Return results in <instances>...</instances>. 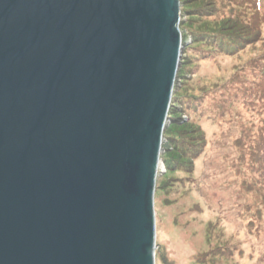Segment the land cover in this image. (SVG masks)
<instances>
[{
  "label": "water",
  "instance_id": "obj_1",
  "mask_svg": "<svg viewBox=\"0 0 264 264\" xmlns=\"http://www.w3.org/2000/svg\"><path fill=\"white\" fill-rule=\"evenodd\" d=\"M176 0H0V264H155Z\"/></svg>",
  "mask_w": 264,
  "mask_h": 264
},
{
  "label": "rangeland",
  "instance_id": "obj_2",
  "mask_svg": "<svg viewBox=\"0 0 264 264\" xmlns=\"http://www.w3.org/2000/svg\"><path fill=\"white\" fill-rule=\"evenodd\" d=\"M176 2L182 61L180 59L170 108L175 94L178 102L199 97L200 88L213 83L215 67L219 73L220 69H225L227 78L232 71L226 67H237L231 59L203 58V53L212 51L211 48L190 35L199 26L193 21L198 17L196 6L200 1ZM262 28L264 32V23ZM184 35L189 38L185 48ZM256 47L255 53L247 55L255 58L246 59L264 65V40ZM218 62L219 67L216 66ZM178 74L181 75L179 79ZM242 77L244 81L240 80ZM260 79L259 70L248 69L246 75L239 73L238 80L228 81L229 85L223 90L210 92L204 98L202 114L194 117L188 110L183 114L177 112L178 118L195 119L206 131L207 147L195 162V173L191 175L180 170L167 171L163 160L165 151L162 148L167 144L165 134L175 130L168 120L169 108L161 139L162 168L158 170L153 193L155 264H200L199 255L207 264H264V203L261 194L247 191V185L253 188L258 183L264 194L261 172H256L257 167H252L249 158L250 146L255 144L260 132L264 135V96L260 92L264 90V82ZM224 103L232 107L222 118L217 108L219 105L223 108ZM210 253L214 255L205 258L204 254ZM220 256L231 261H224Z\"/></svg>",
  "mask_w": 264,
  "mask_h": 264
},
{
  "label": "trees",
  "instance_id": "obj_3",
  "mask_svg": "<svg viewBox=\"0 0 264 264\" xmlns=\"http://www.w3.org/2000/svg\"><path fill=\"white\" fill-rule=\"evenodd\" d=\"M197 7L198 17L196 18L195 24H199L198 28L191 32L190 35H194L193 40L201 41L208 45L212 51L204 52L203 58L211 59L214 61H220L223 59H231L235 61V66H228L226 69L232 71L230 77H226L225 69H219L215 66L216 70L212 75L214 76L213 83L207 86L204 85L199 90V97L192 96L189 101L178 102V98L175 94L172 105L169 111L168 120L174 125L175 130L167 131L165 139L167 144L163 146L165 155L163 160L167 171H182L191 175L195 173V162L200 156H202L207 147V136L206 131L203 130L202 126L195 119L192 121H186L185 118L177 117V112L187 113V110L196 117L201 113V107L204 98L210 93L219 90H223L229 84L228 81L238 80L239 73L246 75L248 69L259 70L262 73V79L264 82V65H260L257 60L253 63L250 59L255 58L248 57V54L255 53L257 51L256 44L264 40L263 23H264V3L262 0H199ZM262 22V24H261ZM204 40V41H202ZM189 42V38L184 35L183 46L186 47ZM253 47V48H252ZM255 50V51H254ZM207 53V55H206ZM211 54V56H210ZM256 56V55H254ZM262 59L263 57L260 56ZM260 58V59H261ZM205 59V60H206ZM259 59V60H260ZM182 61V56H181ZM219 62L216 66L219 67ZM256 67H258L256 69ZM247 68V70H245ZM229 71V72H230ZM218 73V74H217ZM181 75L178 74V79ZM213 78V77H211ZM209 78V80H211ZM225 81H224V80ZM244 81L243 77L240 79ZM259 84V83H258ZM231 86V85H230ZM229 86V87H230ZM257 87H259L257 85ZM212 92V93H213ZM261 94L264 96V90L260 89ZM264 101V97H263ZM219 104V103H218ZM236 105V104H235ZM185 108V110L182 109ZM231 105L217 108L218 112H222V118L224 112L231 110ZM175 113V114H174ZM172 131V132H171ZM252 167L256 168V172L259 171L260 179L264 183V135H258L255 140V144L250 146ZM242 159V158H240ZM245 162V159L242 160ZM251 165V164H250ZM247 185V191L249 194L258 193L261 194L262 202L264 203V194L262 193L261 187L256 183L255 187L251 188ZM263 187V186H262ZM214 253L204 254L205 258L212 257ZM219 255H217L218 257ZM223 257V256H220ZM203 258V257H202ZM198 256V262L200 264H207L206 259H202ZM224 261H229L230 258L223 257ZM231 261V260H230ZM238 263V261L236 262Z\"/></svg>",
  "mask_w": 264,
  "mask_h": 264
},
{
  "label": "bare ground",
  "instance_id": "obj_4",
  "mask_svg": "<svg viewBox=\"0 0 264 264\" xmlns=\"http://www.w3.org/2000/svg\"><path fill=\"white\" fill-rule=\"evenodd\" d=\"M158 168H159V169L162 168V163H159Z\"/></svg>",
  "mask_w": 264,
  "mask_h": 264
}]
</instances>
